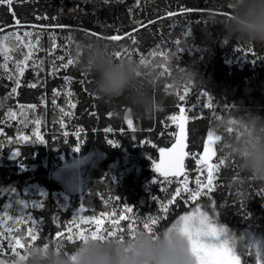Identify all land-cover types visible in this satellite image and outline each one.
Segmentation results:
<instances>
[{
  "label": "trees",
  "instance_id": "obj_1",
  "mask_svg": "<svg viewBox=\"0 0 264 264\" xmlns=\"http://www.w3.org/2000/svg\"><path fill=\"white\" fill-rule=\"evenodd\" d=\"M170 12L177 14L169 16ZM222 12H231L227 0H13L10 7L0 5V36L9 37L7 44L12 49L7 60L0 55V65H8L6 70L0 68V215L6 211L15 219L30 215L39 228L35 241L27 236V221L16 225L19 231L15 235L24 236V242L32 245L61 244L64 253L70 255L80 241H68L66 236L58 239L56 234L66 233L80 215L105 218L102 214H123L131 207L134 212L130 215L141 220L163 216L155 226L162 232L180 215L199 206L237 237L242 264H256L254 250L249 252L247 242L255 240L264 245V184L242 174L235 159L217 145L213 162L220 157H227V161L215 173L213 191L187 203V193H183L176 204L169 205L168 213H163L161 205L172 198L182 178L162 177L153 164L160 157L159 149L174 143L172 132L176 129L168 118L178 115L181 106L197 109L189 113L187 151L192 156L185 160L193 189L198 176L206 177L193 156L198 158L202 153L207 133L213 130L212 118L227 115L239 104L264 116V47L230 40L220 26L208 25L209 14L222 18L226 15L217 14ZM26 31L33 36L25 37ZM189 32L191 35H186ZM112 35L123 38L111 41L108 37ZM81 40L119 46L121 53L128 49L127 54L136 59L141 55L162 58L159 54L150 56L151 52H175V67L194 65L205 83L197 86L194 81L192 87H185L187 103L178 99L185 88L172 89L164 83L155 93L159 103L151 114H130L132 110L122 99L110 101L97 96L94 77L76 63L61 67L69 54L73 59L72 49ZM29 51L33 55L24 75L18 77L15 65ZM33 83L35 88L29 86ZM204 92L212 98L213 109L199 112L208 102ZM29 105L36 107L29 109ZM213 110L216 116L210 115ZM10 111L16 113L15 118L9 117ZM126 118L133 119L135 130L127 126ZM36 132L45 143L33 142ZM24 135L28 142L20 139ZM17 151L20 155L14 157ZM90 156L78 189L69 190L52 176L65 164ZM81 206L85 211H80ZM126 224L121 222L122 227ZM88 227L80 224V230ZM91 227L94 230L95 226ZM137 228L143 230L139 223ZM9 257L16 256L4 238L0 261L5 264Z\"/></svg>",
  "mask_w": 264,
  "mask_h": 264
},
{
  "label": "clouds",
  "instance_id": "obj_2",
  "mask_svg": "<svg viewBox=\"0 0 264 264\" xmlns=\"http://www.w3.org/2000/svg\"><path fill=\"white\" fill-rule=\"evenodd\" d=\"M230 15L209 14L208 25L220 26L230 40L264 47V0H227ZM204 40L208 43V36ZM210 44V43H209ZM119 46L101 41H79L72 49L77 67L94 77V92L110 101L123 100L130 114H151L159 101L155 93L168 83L172 89L204 84L194 65L176 68L177 54L141 61L127 52L116 56ZM169 70L171 74L169 75ZM214 133L221 137L222 152L238 164L246 177L264 184V116L258 111L236 106L227 115L212 118ZM23 259L9 257L5 264H196L187 237L178 230L162 231L159 236L137 230L124 236L93 239L89 236L65 254L57 245L27 247Z\"/></svg>",
  "mask_w": 264,
  "mask_h": 264
},
{
  "label": "snow or ice",
  "instance_id": "obj_3",
  "mask_svg": "<svg viewBox=\"0 0 264 264\" xmlns=\"http://www.w3.org/2000/svg\"><path fill=\"white\" fill-rule=\"evenodd\" d=\"M139 2V0H138ZM7 4L9 7L13 4V0H0V5ZM190 11V10H183ZM177 13L170 12L169 16L176 15ZM221 15H230V13L222 12L217 13ZM16 24L19 25L20 21L17 20ZM94 35V33H92ZM16 36V39L19 40L20 37ZM186 35H191V33H186ZM25 37L33 36L32 32H24ZM123 37L121 35H112L108 37L111 41H120ZM129 38L131 35L129 34ZM9 40L8 36H0V55H3L5 60L8 59L7 53L11 51V47L7 44ZM135 43V41H133ZM176 45L180 44V41L177 40ZM35 44H39V39L35 40ZM31 46V44L29 45ZM179 51H183V48H179ZM128 52V49L124 50ZM157 54L164 57L167 52H151L150 56L155 57ZM33 53L29 51L27 55L24 56L22 61H18L15 65L16 71L18 73V77H22L27 68L28 61L32 57ZM121 52H117L116 56L119 57ZM131 55V53H129ZM145 56L141 55L140 60L144 61ZM61 61L64 60V57H59ZM255 62V61H254ZM42 63V62H41ZM76 61H74L70 54L66 60V62L61 64V67L68 68L73 66ZM7 63L0 65V68L7 69ZM55 71V69H54ZM9 78H12L11 76ZM66 79H69L66 77ZM19 78L16 79L17 87L19 86ZM30 87L35 88L37 85L35 83L30 84ZM17 89L14 87L12 92L15 93ZM55 95H59V92H55ZM70 94V93H69ZM188 89L185 88L184 94L178 95V99L180 102L187 103L188 102ZM203 96L208 97V102L203 104L199 112H203L205 109H213L212 98L208 96L207 92L202 93ZM55 103V101H53ZM35 105H29V109H34ZM72 108H75V104L71 105ZM197 110L195 106L188 107L187 110L185 107H179V114H173L169 116V120L175 125V131L172 132V136L174 137V143H172L171 147H162L159 149L160 160L159 162H153L154 171L159 173L160 176L168 178H182L179 179L180 186L176 188L174 195L171 199L167 201V204H162L161 209L163 213H168L169 205H174L177 203V198L181 197L183 193H187V198L185 199V203L189 200L197 201L202 195H208L213 191V188L216 187L214 184V180L216 179L215 173L219 172L221 166H224L227 161V157H220L216 162L214 158L217 157V145L220 143L221 137L217 136L213 130H209L207 133V138L203 143L202 154L199 155L198 158L193 156L196 159V164L201 169V175L206 171V177L201 179L199 176L195 180V188L189 187V177L186 173L185 168V160L192 156V154L187 151L188 149V123H189V113ZM63 111V109H61ZM9 117L15 118L16 113L9 112ZM211 116H216L215 111L213 110L210 113ZM200 118H206L201 116ZM35 124L39 126L40 121L36 120ZM126 124L129 128L134 127V121L131 118H126ZM111 131V129H108ZM34 140L39 141L40 143H45L43 137L36 132L33 134ZM79 135V133H77ZM25 142L29 141V137L24 135L20 137ZM110 144H114L113 141L109 140ZM118 146V145H114ZM155 147V145H153ZM76 151H79L77 148ZM14 157L20 155L17 151L13 153ZM155 183V181H154ZM207 189L205 192L204 190ZM21 204H24L25 207L27 205L24 201H20ZM36 207H42V205H35ZM33 207V205H32ZM11 208V205H9ZM80 211L83 212L85 209L81 206ZM134 212V209L128 207L125 209L123 214H117L113 212L111 214H102L108 221V226H105V218L101 216H78L77 220H74L72 226L67 229L66 233L58 232L57 238L65 237L68 241H82L86 240L89 236L93 239L107 237H115L119 236L121 240L124 238V232L127 231L128 234H132L135 231L139 230L137 228V224H141L143 230L148 231L150 234H154L155 236H159V232L156 231L155 226L163 219V216H149L143 220L134 215H130ZM29 222L30 226L27 229V236L35 241L37 239V235L39 233L38 222L34 220L30 215L24 216L19 219H15L13 215L9 212H3L0 215V254H3L4 247V238L7 239V247L12 250V253L19 259H23L24 256L20 250H24L31 246L30 243H25L24 236L15 235L16 232L19 231V228L16 227L17 224L23 222ZM126 221V228L121 226V222ZM80 224L89 225L87 229L80 230ZM92 225L95 226L94 230H92ZM178 230L183 235H185L189 241L190 251L196 261V264H242L241 256L243 252L238 251L237 249V237L234 234H231L229 230L217 223L209 214L205 211H201L199 206L195 207L194 211L186 212L184 215H180L175 223L172 224L171 227L167 228L166 231ZM47 247L48 245H44ZM62 248L61 244H57V250L59 251ZM247 248L249 252L254 250V256L256 264H264V245L259 242L252 240L247 242ZM67 254V253H65ZM0 264H4L3 261H0ZM244 264H247L245 261Z\"/></svg>",
  "mask_w": 264,
  "mask_h": 264
},
{
  "label": "rangeland",
  "instance_id": "obj_4",
  "mask_svg": "<svg viewBox=\"0 0 264 264\" xmlns=\"http://www.w3.org/2000/svg\"><path fill=\"white\" fill-rule=\"evenodd\" d=\"M90 160L91 156L88 159L73 160L72 162L54 170L52 176L60 180L67 189L76 190L81 185L83 172ZM159 160L160 157L157 162H159Z\"/></svg>",
  "mask_w": 264,
  "mask_h": 264
}]
</instances>
